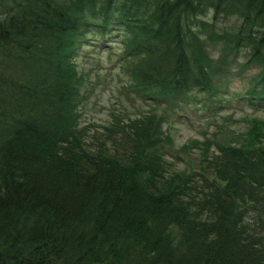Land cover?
<instances>
[{
	"label": "trees",
	"instance_id": "16d2710c",
	"mask_svg": "<svg viewBox=\"0 0 264 264\" xmlns=\"http://www.w3.org/2000/svg\"><path fill=\"white\" fill-rule=\"evenodd\" d=\"M236 1L0 0V264H264V124L204 150L209 194L155 148L234 72L264 103V0ZM92 41L120 45L151 108L90 138L75 59Z\"/></svg>",
	"mask_w": 264,
	"mask_h": 264
},
{
	"label": "rangeland",
	"instance_id": "374dc122",
	"mask_svg": "<svg viewBox=\"0 0 264 264\" xmlns=\"http://www.w3.org/2000/svg\"><path fill=\"white\" fill-rule=\"evenodd\" d=\"M245 2L237 0L236 4L244 7ZM89 43L82 57L75 59L83 76L85 94L77 109L78 123L88 137H104L107 128L112 131L125 125L147 113L151 105L146 94L141 93L142 96L135 90L137 78L131 62L121 57L120 45L104 41ZM249 76L250 73L234 72L227 84L220 83L226 89L217 103L212 102L215 107L199 101L169 115L163 123V136H159L161 142L156 143L155 148L163 155L162 161L171 173L194 176L198 189H205L203 184L209 185L208 194L215 186L211 183L213 176L200 164L204 150L215 153L218 145H236L247 137L251 123L264 124V103L250 107L244 101ZM162 115L163 110L158 109L156 116Z\"/></svg>",
	"mask_w": 264,
	"mask_h": 264
}]
</instances>
